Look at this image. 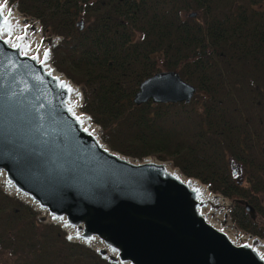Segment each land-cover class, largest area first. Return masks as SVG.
Segmentation results:
<instances>
[{
    "label": "trees",
    "instance_id": "16d2710c",
    "mask_svg": "<svg viewBox=\"0 0 264 264\" xmlns=\"http://www.w3.org/2000/svg\"><path fill=\"white\" fill-rule=\"evenodd\" d=\"M7 1L58 38L50 63L80 88L109 149L169 162L230 199V220L264 239V222L236 201L264 215V0ZM161 70L194 86L189 102L135 105L138 84ZM0 264L112 263L0 186Z\"/></svg>",
    "mask_w": 264,
    "mask_h": 264
},
{
    "label": "water",
    "instance_id": "95a60500",
    "mask_svg": "<svg viewBox=\"0 0 264 264\" xmlns=\"http://www.w3.org/2000/svg\"><path fill=\"white\" fill-rule=\"evenodd\" d=\"M10 14L0 5V177L7 188L112 264H264L254 243L235 242L209 222L208 200L190 177L165 161L124 156L90 132L73 108L75 86L49 62L51 50L31 52L32 37L14 32ZM75 25L81 30L83 21ZM194 92L176 71L161 70L138 84L132 102H189ZM236 201L255 219L247 201Z\"/></svg>",
    "mask_w": 264,
    "mask_h": 264
},
{
    "label": "rangeland",
    "instance_id": "374dc122",
    "mask_svg": "<svg viewBox=\"0 0 264 264\" xmlns=\"http://www.w3.org/2000/svg\"><path fill=\"white\" fill-rule=\"evenodd\" d=\"M5 2L8 4V6L15 11V18L17 19V22L15 24V29L18 30L19 33H25L27 32L33 39H35V36L37 37V44L35 48L39 55L42 54L43 49L48 48L50 49L51 46L57 42L58 38L54 36H47L45 35L37 20L31 19L29 17H25L21 15L14 4H10L7 0ZM264 6V2L262 4ZM35 35V36H34ZM50 62V60H49ZM51 64V63H50ZM75 86V85H74ZM77 92L79 93V98H81V90L78 86H75ZM80 110V108H79ZM81 111V110H80ZM97 126V125H96ZM99 130L100 135V129L97 126ZM261 149H264V142L262 143ZM155 159L152 157H146L144 159ZM169 163V162H168ZM174 168V167H173ZM177 170V168H175ZM198 181V180H197ZM199 182V181H198ZM200 183V182H199ZM0 186L4 189L5 192H7L10 195L16 196L20 200L25 202L23 198L12 191L11 189L7 188L5 184L0 181ZM206 190L208 191V204L206 209L204 210V213L207 215L209 222L212 223L216 228L223 230L231 239H233L235 242H251L254 243L257 248L264 253V239L259 238L257 236H253L250 234H247L243 232L242 230L238 229V227L230 220L229 211L232 207V201L226 197H223L219 194H215L210 192L206 186H204ZM260 203L263 207L264 212V193L259 194ZM39 217L43 221L50 222V218L45 214V212L38 210ZM255 221L257 223H263L264 222V215L263 214H255Z\"/></svg>",
    "mask_w": 264,
    "mask_h": 264
},
{
    "label": "bare ground",
    "instance_id": "6f19581e",
    "mask_svg": "<svg viewBox=\"0 0 264 264\" xmlns=\"http://www.w3.org/2000/svg\"><path fill=\"white\" fill-rule=\"evenodd\" d=\"M0 5H2L4 7V10H7V9L11 10V14L9 15V18H10L12 23H16L17 19L15 18V16H16L15 11L8 6V4L5 2V0H0ZM14 32L19 33L18 30L14 31ZM36 44H37V37L35 36V39H33V37L30 38L31 52H33L34 50H37V48H35ZM71 99H72V104H73V108L75 110V113L83 119L84 125L87 127V129L90 132H92L93 134H95L98 138H100L99 130H98L97 126L89 119L88 116L84 115L79 110V108L81 106V98H79V93L77 92L76 88L73 90ZM165 165H166L167 169L171 170L172 172L177 173L179 176H181V178L183 180H185L186 177L184 175H182L180 172H178V170L173 168V166L170 163L166 162ZM191 180H192L193 185H196L200 189L203 198L207 199L209 193L206 190V188L204 187L205 185L199 183L196 179L191 178ZM0 181L3 182L4 179L2 177H0ZM23 200H25L26 203L30 202L26 197L23 198ZM27 201H29V202H27ZM206 207L204 208V210L206 209ZM202 211H203V209H202ZM67 231L70 232L69 229H67ZM90 245L94 248H98V246H100L99 243H95V242L90 243Z\"/></svg>",
    "mask_w": 264,
    "mask_h": 264
},
{
    "label": "snow or ice",
    "instance_id": "6c2138e0",
    "mask_svg": "<svg viewBox=\"0 0 264 264\" xmlns=\"http://www.w3.org/2000/svg\"><path fill=\"white\" fill-rule=\"evenodd\" d=\"M45 55H47V53H45ZM69 239H71V237H69Z\"/></svg>",
    "mask_w": 264,
    "mask_h": 264
},
{
    "label": "flooded vegetation",
    "instance_id": "af4514ba",
    "mask_svg": "<svg viewBox=\"0 0 264 264\" xmlns=\"http://www.w3.org/2000/svg\"><path fill=\"white\" fill-rule=\"evenodd\" d=\"M232 166V165H231Z\"/></svg>",
    "mask_w": 264,
    "mask_h": 264
}]
</instances>
